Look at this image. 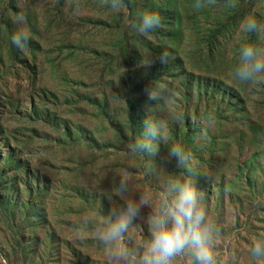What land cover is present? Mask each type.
<instances>
[{
	"label": "rangeland",
	"instance_id": "obj_1",
	"mask_svg": "<svg viewBox=\"0 0 264 264\" xmlns=\"http://www.w3.org/2000/svg\"><path fill=\"white\" fill-rule=\"evenodd\" d=\"M233 2L197 11L194 0H123L114 13L101 0H0V264H103L91 231L84 240L77 232L82 217L123 204L105 196L113 177L127 168L128 198L140 190L154 200L165 177L185 178L164 143L152 157L129 151L147 115L166 118L163 102L145 95L153 82L172 90L170 108L214 115L205 139L185 119L170 125V143L201 173L194 179L220 229L219 264H254L248 248L264 235V206L252 203L264 198V84L229 80L239 46L258 42L240 24L250 15L264 21V0ZM144 11L158 13L161 27L131 31ZM20 28L32 36L23 50L11 42ZM164 50L168 64L139 66L143 54Z\"/></svg>",
	"mask_w": 264,
	"mask_h": 264
},
{
	"label": "clouds",
	"instance_id": "obj_2",
	"mask_svg": "<svg viewBox=\"0 0 264 264\" xmlns=\"http://www.w3.org/2000/svg\"><path fill=\"white\" fill-rule=\"evenodd\" d=\"M101 6L112 12H119L123 0H101ZM193 8L200 11L217 6V0H194ZM235 6L233 0H226L225 7ZM79 8V4L76 5ZM138 22L132 23L130 30L147 34L161 27V17L154 12H140ZM24 22L23 15L15 20ZM240 31L254 34L257 43L245 42L239 46L237 62L230 73L229 84L239 82L257 87L264 84V21L255 16H247L240 24ZM32 39L29 31L20 28L11 36L12 44L23 50ZM173 57L164 50L158 56L143 54L139 66L149 68L156 61L168 64ZM151 101L163 102L162 110L166 118L147 115L143 120V131L128 146L129 151L140 156H155L159 152L160 143L168 145V158L175 159L177 167L184 170V179L167 176L161 181V189L154 200L149 192L132 191V174L127 168L113 177L115 187L105 196L109 201L119 197L123 204L114 205L107 215L99 219L95 216H84L80 220L77 236L84 240L91 231L92 238L102 247L103 264H179L183 257L190 258V264H219L216 252L219 227L210 219L208 210L202 204V193L197 190L194 177L201 173L195 170L192 155L177 143H170V125H180L189 119L194 126L201 128L199 139L207 136V129L214 125V115L207 113L202 117L178 111L169 107L172 90L166 84L153 82L145 90ZM132 167V165H128ZM151 171V168L149 169ZM254 206H264V198L257 197L252 201ZM151 211L145 217L142 210ZM146 224L148 237L140 235L141 224ZM248 251L254 264H264V235L251 241Z\"/></svg>",
	"mask_w": 264,
	"mask_h": 264
},
{
	"label": "trees",
	"instance_id": "obj_3",
	"mask_svg": "<svg viewBox=\"0 0 264 264\" xmlns=\"http://www.w3.org/2000/svg\"><path fill=\"white\" fill-rule=\"evenodd\" d=\"M122 36H124V35H122ZM213 41H215V39H214V37L213 38H210L209 40H207L206 41V43H210L211 45H213ZM136 44H137V41H135L134 42V44L133 45H131L130 46V49L128 50V53H131V54H134L135 52H136V49H135V46H136ZM139 44V43H138ZM120 45H122L121 43H120ZM126 45H127V41H126ZM129 45V44H128ZM146 44H144V46H145ZM209 48V47H208ZM129 109H131V112H130V114H129V119L130 120H128L129 121V126H128V128L127 129H130L131 130V132H133V129H134V123H132V118H133V116H134V108H133V104H132V102H130L129 101ZM122 135V134H121Z\"/></svg>",
	"mask_w": 264,
	"mask_h": 264
}]
</instances>
